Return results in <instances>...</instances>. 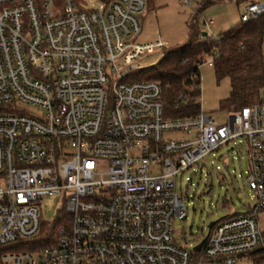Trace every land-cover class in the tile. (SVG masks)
<instances>
[{
	"label": "built area",
	"instance_id": "obj_1",
	"mask_svg": "<svg viewBox=\"0 0 264 264\" xmlns=\"http://www.w3.org/2000/svg\"><path fill=\"white\" fill-rule=\"evenodd\" d=\"M263 12L251 2L241 20ZM148 15L147 0H0L3 264H244L264 251V89L226 123L167 117L162 82L134 79L168 45ZM239 137L256 204L216 221L201 249L179 243V174ZM57 200L68 220L38 248L42 207Z\"/></svg>",
	"mask_w": 264,
	"mask_h": 264
},
{
	"label": "rangeland",
	"instance_id": "obj_2",
	"mask_svg": "<svg viewBox=\"0 0 264 264\" xmlns=\"http://www.w3.org/2000/svg\"><path fill=\"white\" fill-rule=\"evenodd\" d=\"M201 2L203 0H192V4L188 5L183 0H156L154 9L148 15V32L158 29L168 44L166 48L184 45L188 40V21ZM251 2L264 4V0H217L202 11L199 26L209 37L216 38L241 22L244 7ZM205 18L214 19L216 24L207 27ZM206 40L207 36H201V42ZM163 50L145 55L142 58L144 65L156 64ZM201 78V110L218 122L226 123L231 112L222 108L221 103L230 95V79L225 77L218 80L212 61L201 66ZM180 136L179 132L168 134L170 138ZM250 157L248 143L239 137L179 174L177 192L183 197L187 209L186 219H176L173 224L174 237L179 243L194 247L208 235L211 222L235 213H247L254 207L255 192L246 183ZM109 165V161H99L101 171H107ZM59 206L60 201L57 200L50 210L42 207V221L52 222ZM258 218L264 231V211ZM244 264H251V261Z\"/></svg>",
	"mask_w": 264,
	"mask_h": 264
},
{
	"label": "trees",
	"instance_id": "obj_3",
	"mask_svg": "<svg viewBox=\"0 0 264 264\" xmlns=\"http://www.w3.org/2000/svg\"><path fill=\"white\" fill-rule=\"evenodd\" d=\"M110 3L113 0H101ZM156 0H147L148 13ZM217 0H203L188 21V40L182 46L164 48L159 61L137 70L134 79H155L164 86L163 100L167 117H192L201 110V66L212 61L218 80L230 79V95L222 108L237 112L258 102L264 89V12L248 21L223 31L216 38L201 42L204 31L199 26L202 11ZM65 210L59 211L50 223L42 222L37 237L30 242L49 246L58 238L59 228L68 220ZM8 248L0 246L2 254ZM251 264H264V251L250 254Z\"/></svg>",
	"mask_w": 264,
	"mask_h": 264
},
{
	"label": "water",
	"instance_id": "obj_4",
	"mask_svg": "<svg viewBox=\"0 0 264 264\" xmlns=\"http://www.w3.org/2000/svg\"><path fill=\"white\" fill-rule=\"evenodd\" d=\"M204 34L207 35V32H204ZM210 187H211V185H210ZM215 223H216V221L211 222V223L209 224V230L212 228V226H213ZM208 236H209V233H208V235L202 240V242L196 247V249H198V250L201 249L202 245L205 243V241L207 240Z\"/></svg>",
	"mask_w": 264,
	"mask_h": 264
},
{
	"label": "crops",
	"instance_id": "obj_5",
	"mask_svg": "<svg viewBox=\"0 0 264 264\" xmlns=\"http://www.w3.org/2000/svg\"><path fill=\"white\" fill-rule=\"evenodd\" d=\"M213 20H214V19H213ZM214 21H215V20H214ZM215 24H216V21H215ZM204 32H206V31H204ZM202 36H204V37H206V36H207V37H208V39L210 38V37H209V35H208V33H207V35H205V34L203 33V34H202Z\"/></svg>",
	"mask_w": 264,
	"mask_h": 264
}]
</instances>
